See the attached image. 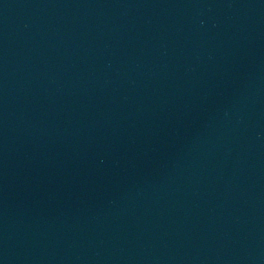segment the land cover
<instances>
[{
    "label": "water",
    "instance_id": "95a60500",
    "mask_svg": "<svg viewBox=\"0 0 264 264\" xmlns=\"http://www.w3.org/2000/svg\"><path fill=\"white\" fill-rule=\"evenodd\" d=\"M0 264H38L0 202Z\"/></svg>",
    "mask_w": 264,
    "mask_h": 264
}]
</instances>
